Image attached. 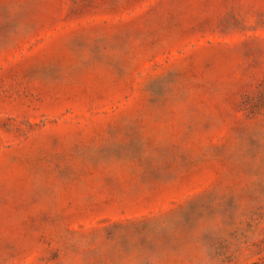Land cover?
<instances>
[{
	"label": "rangeland",
	"instance_id": "obj_1",
	"mask_svg": "<svg viewBox=\"0 0 264 264\" xmlns=\"http://www.w3.org/2000/svg\"><path fill=\"white\" fill-rule=\"evenodd\" d=\"M0 264H264V0H0Z\"/></svg>",
	"mask_w": 264,
	"mask_h": 264
}]
</instances>
